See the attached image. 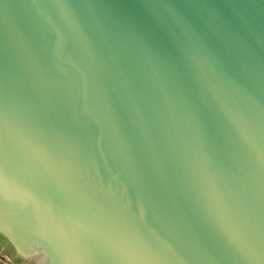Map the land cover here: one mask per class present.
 Returning a JSON list of instances; mask_svg holds the SVG:
<instances>
[{
  "label": "water",
  "instance_id": "95a60500",
  "mask_svg": "<svg viewBox=\"0 0 264 264\" xmlns=\"http://www.w3.org/2000/svg\"><path fill=\"white\" fill-rule=\"evenodd\" d=\"M0 238L264 264V0H0Z\"/></svg>",
  "mask_w": 264,
  "mask_h": 264
},
{
  "label": "rangeland",
  "instance_id": "374dc122",
  "mask_svg": "<svg viewBox=\"0 0 264 264\" xmlns=\"http://www.w3.org/2000/svg\"><path fill=\"white\" fill-rule=\"evenodd\" d=\"M15 258H13L11 255L6 254L2 250V245L0 243V264H19L17 262H14Z\"/></svg>",
  "mask_w": 264,
  "mask_h": 264
},
{
  "label": "flooded vegetation",
  "instance_id": "af4514ba",
  "mask_svg": "<svg viewBox=\"0 0 264 264\" xmlns=\"http://www.w3.org/2000/svg\"><path fill=\"white\" fill-rule=\"evenodd\" d=\"M0 243L2 245V250L6 253L9 254V247L8 245L5 243V241L3 239L0 238Z\"/></svg>",
  "mask_w": 264,
  "mask_h": 264
}]
</instances>
